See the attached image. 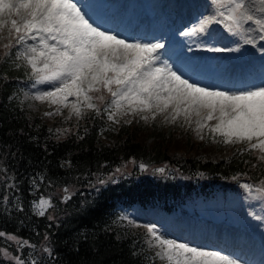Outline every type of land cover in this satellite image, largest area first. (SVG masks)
<instances>
[{
	"label": "trees",
	"instance_id": "trees-1",
	"mask_svg": "<svg viewBox=\"0 0 264 264\" xmlns=\"http://www.w3.org/2000/svg\"><path fill=\"white\" fill-rule=\"evenodd\" d=\"M5 45L0 44V264H18L1 253L3 247L19 252L24 264H155L141 231L116 220L117 206L157 204L168 212L185 196L210 195L218 183L264 184L259 149L245 142L221 144L219 138L196 140L175 122L131 117L106 134L101 112L90 108L73 130L55 136L38 113L23 106L19 91L29 69L16 59L15 43ZM139 161L163 163L165 171L140 168ZM119 163L127 165L124 172L108 178ZM61 185L70 187L64 199L55 192ZM39 194L50 195L51 213L31 207ZM3 232L26 243L17 245Z\"/></svg>",
	"mask_w": 264,
	"mask_h": 264
},
{
	"label": "rangeland",
	"instance_id": "rangeland-1",
	"mask_svg": "<svg viewBox=\"0 0 264 264\" xmlns=\"http://www.w3.org/2000/svg\"><path fill=\"white\" fill-rule=\"evenodd\" d=\"M79 2L84 6V10L105 29L113 30L126 39L163 44L164 47L158 50L160 59L155 61L156 67H163L162 61H168V65L179 68L186 73V77L191 76L202 86L219 87L222 90H245L264 84V40L259 38L264 33H260L259 26L255 25L254 21L241 20L240 28L233 26L230 29L229 21L218 22L223 18L216 14L222 11L227 15L228 9L233 7L230 0H223V3L220 0H112L111 2L79 0ZM244 2L249 14L255 13V18L264 15L262 0H244ZM240 11L244 12L245 9ZM212 15H216V20L205 24V33H188L189 29L198 26L202 18ZM12 18L20 19L15 15ZM10 29V22L0 28V44L15 43L16 59L29 69L28 81L23 83L19 91L20 100L29 112L39 114L55 136H63L80 124L85 111L90 108L82 99L77 101L75 97H69L67 105L53 103L51 99H37V95L48 91L56 82L42 80L24 59L23 54L27 50V45H38L39 38L35 41L29 38L18 45L15 42L16 34ZM244 29H253L251 34L257 37L255 42L263 46L257 56L248 54L250 44L245 42ZM236 32L240 34H234ZM212 47L232 49L238 47L239 50L215 52L210 50ZM231 66L235 68L231 69ZM113 89L115 90V85ZM89 95L92 97L91 103L96 106L91 109L102 114V133L107 134L111 127H116L120 122H127L131 117L142 119L146 115L147 120L153 119L162 124L175 122L186 128L196 140L212 137V139H221L220 143L225 144V137L210 131V126L216 123L215 120L208 121L203 128L198 127L197 122H203V113L200 116L194 112L188 116L181 113L173 121L171 107L163 113H157L155 118L148 112L133 114L122 110L116 114L115 119H110L109 113L116 111L115 107L111 106V94L101 87L99 91L90 92ZM72 103H78L79 115L73 110ZM244 142L249 143L239 141L232 144ZM136 165L140 168L141 165H145V168L151 171L164 169L163 163L139 161ZM126 166L124 163L117 164L107 173V177L113 179L118 177ZM179 174L182 177L183 173ZM55 192L62 198L63 193L70 192V187L61 185ZM42 200L48 202L43 209L40 203ZM51 205L49 194H39L31 201V207L36 212L43 210L51 213ZM117 208L116 220L141 231L142 243L148 248V253L154 258L155 264H169V262L157 239L148 231L147 226L150 224H155L158 235L168 240L221 251L240 260L241 264H264V184H251L245 179L240 180L236 187H230L227 183H218L210 195L185 196L178 206L168 212H164L157 204L140 207L132 203ZM3 234L17 245L25 242L10 233L3 232ZM1 253L16 262L18 261L15 257L21 260L19 252L12 253L6 247L2 248Z\"/></svg>",
	"mask_w": 264,
	"mask_h": 264
},
{
	"label": "snow or ice",
	"instance_id": "snow-or-ice-1",
	"mask_svg": "<svg viewBox=\"0 0 264 264\" xmlns=\"http://www.w3.org/2000/svg\"><path fill=\"white\" fill-rule=\"evenodd\" d=\"M230 3L233 7L228 9L227 15L222 11L216 14L223 18L219 23L227 20L231 29L240 28L241 20L254 21L260 33H264V15L255 18V13L249 14L244 0H230ZM13 15L20 19H13ZM216 15L202 18L188 33H205V24L215 21ZM5 16L7 19H0V28L10 22L16 44L39 38L38 45H27L24 59L42 80L56 82L48 91L37 95V99L67 105L69 97H75L77 101L82 99L88 108H95L89 93L102 87L111 94V106L116 110L109 113L110 119H115L122 110L133 114L148 112L155 118L157 113L171 107L173 121L181 113L185 116L203 113V122L198 121V127L203 128L208 121L215 120L210 131L225 137V143L247 141L250 149L264 153V84L245 90H222L202 86L191 76L186 77L179 68L168 65V61H162L163 67H156L155 61L160 59L158 50L163 44L126 39L105 29L84 10L79 0H0V17ZM251 31L253 29H244L246 43L254 42L253 37L247 35ZM259 38L264 40V34ZM210 50L232 52L239 48L212 47ZM72 108L80 114L78 103H72ZM142 119L147 120L148 116ZM260 159L264 160V156ZM155 171L163 173L165 169ZM40 203L43 209L48 202ZM40 215H44L43 210ZM147 228L161 245L169 264H241L240 260L221 251L163 238L158 235L155 224ZM15 259L18 264H24L19 257Z\"/></svg>",
	"mask_w": 264,
	"mask_h": 264
},
{
	"label": "bare ground",
	"instance_id": "bare-ground-1",
	"mask_svg": "<svg viewBox=\"0 0 264 264\" xmlns=\"http://www.w3.org/2000/svg\"><path fill=\"white\" fill-rule=\"evenodd\" d=\"M108 2H111L112 0H107ZM252 10V9H251ZM131 28V27H130ZM247 35H251L252 37H253V40H254V42L253 43H249L250 44V48H249V50H248V54L250 55V56H257L259 53H260V51H261V49H262V47L263 46H260V45H258V43H256L255 41H256V38L257 37H255V36H253L252 34H251V32H249V33H247ZM264 54V53H263ZM210 61V60H209ZM229 68V67H228ZM235 68V66H231V69H234Z\"/></svg>",
	"mask_w": 264,
	"mask_h": 264
},
{
	"label": "water",
	"instance_id": "water-1",
	"mask_svg": "<svg viewBox=\"0 0 264 264\" xmlns=\"http://www.w3.org/2000/svg\"><path fill=\"white\" fill-rule=\"evenodd\" d=\"M68 196H69L68 193H63V194H62V198H63V199L66 198V197H68Z\"/></svg>",
	"mask_w": 264,
	"mask_h": 264
}]
</instances>
